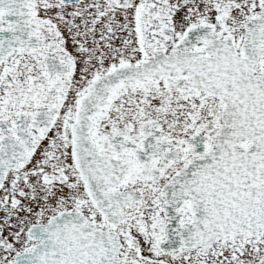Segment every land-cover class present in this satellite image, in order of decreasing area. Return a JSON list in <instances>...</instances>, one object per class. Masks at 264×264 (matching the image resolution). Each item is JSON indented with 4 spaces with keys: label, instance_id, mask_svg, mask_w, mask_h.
I'll return each instance as SVG.
<instances>
[{
    "label": "snow or ice",
    "instance_id": "snow-or-ice-1",
    "mask_svg": "<svg viewBox=\"0 0 264 264\" xmlns=\"http://www.w3.org/2000/svg\"><path fill=\"white\" fill-rule=\"evenodd\" d=\"M0 264H264V0H0Z\"/></svg>",
    "mask_w": 264,
    "mask_h": 264
}]
</instances>
